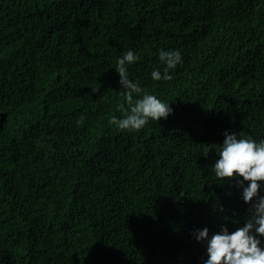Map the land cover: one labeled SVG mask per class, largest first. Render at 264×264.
<instances>
[{"label": "trees", "instance_id": "trees-1", "mask_svg": "<svg viewBox=\"0 0 264 264\" xmlns=\"http://www.w3.org/2000/svg\"><path fill=\"white\" fill-rule=\"evenodd\" d=\"M129 49L174 109L138 131L110 123ZM225 131L264 139V0H0V264H203L194 230L249 208L212 172Z\"/></svg>", "mask_w": 264, "mask_h": 264}, {"label": "clouds", "instance_id": "clouds-1", "mask_svg": "<svg viewBox=\"0 0 264 264\" xmlns=\"http://www.w3.org/2000/svg\"><path fill=\"white\" fill-rule=\"evenodd\" d=\"M138 59L139 56L129 49L115 63L120 88L125 90L126 106L118 105L123 116L119 119L113 116L110 123L122 131H138L150 120L166 119L174 111L170 102L148 91L142 92L139 83L129 77L128 67ZM159 60L162 69L154 68L150 73L154 81L171 80V71L183 63L178 49H161ZM224 137L215 150L218 158L212 164V172L224 182L230 178L249 208L243 224L234 230L222 223L213 232L207 226L195 229L193 236L206 245L207 258L203 264H264V139L228 131ZM209 151L205 149L204 155ZM223 211L221 208L220 213Z\"/></svg>", "mask_w": 264, "mask_h": 264}]
</instances>
